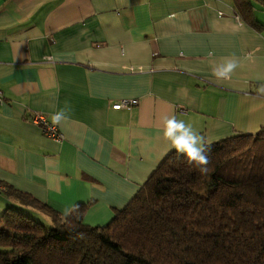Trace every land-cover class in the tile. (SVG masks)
I'll list each match as a JSON object with an SVG mask.
<instances>
[{
    "label": "crops",
    "instance_id": "1",
    "mask_svg": "<svg viewBox=\"0 0 264 264\" xmlns=\"http://www.w3.org/2000/svg\"><path fill=\"white\" fill-rule=\"evenodd\" d=\"M254 16L260 31L234 0H0V182L61 214L88 204L83 222L105 226L176 152L165 116L206 145L258 133L263 5ZM228 60L238 67L215 78ZM123 99L138 106L114 110ZM61 110V141L31 121ZM8 207L29 208L0 193Z\"/></svg>",
    "mask_w": 264,
    "mask_h": 264
},
{
    "label": "trees",
    "instance_id": "2",
    "mask_svg": "<svg viewBox=\"0 0 264 264\" xmlns=\"http://www.w3.org/2000/svg\"><path fill=\"white\" fill-rule=\"evenodd\" d=\"M254 3L234 0L255 30ZM207 174L171 153L105 226L83 222L88 204L62 215L0 182V193L47 215L0 214V264H264V128L207 145Z\"/></svg>",
    "mask_w": 264,
    "mask_h": 264
},
{
    "label": "clouds",
    "instance_id": "3",
    "mask_svg": "<svg viewBox=\"0 0 264 264\" xmlns=\"http://www.w3.org/2000/svg\"><path fill=\"white\" fill-rule=\"evenodd\" d=\"M238 67L234 60L217 65L212 69V75L217 79L227 80ZM64 110L56 112L52 115L53 125H60L66 119ZM163 138L169 142L170 148L174 149L178 155L186 158L190 165H195L200 174H207L209 169V157L205 154L208 150L205 137L198 133L193 127L183 120L177 119L175 116L163 118ZM78 207V205H77ZM73 209L66 207L62 215H69Z\"/></svg>",
    "mask_w": 264,
    "mask_h": 264
},
{
    "label": "built area",
    "instance_id": "4",
    "mask_svg": "<svg viewBox=\"0 0 264 264\" xmlns=\"http://www.w3.org/2000/svg\"><path fill=\"white\" fill-rule=\"evenodd\" d=\"M0 102H2V94L0 90ZM138 106V100L136 99H123L113 105L114 110H131L132 108ZM183 112H185L183 110ZM31 121L34 125L41 127L43 133L50 139L61 141L63 140L62 133L58 130L56 125L49 122L45 115L41 113H34L32 115Z\"/></svg>",
    "mask_w": 264,
    "mask_h": 264
},
{
    "label": "rangeland",
    "instance_id": "5",
    "mask_svg": "<svg viewBox=\"0 0 264 264\" xmlns=\"http://www.w3.org/2000/svg\"><path fill=\"white\" fill-rule=\"evenodd\" d=\"M22 212H24L26 215H28L29 217L35 219L36 221L48 226V227H52L53 224H52V221L51 219L43 214L42 212L40 211H37L33 208H23L21 209Z\"/></svg>",
    "mask_w": 264,
    "mask_h": 264
}]
</instances>
